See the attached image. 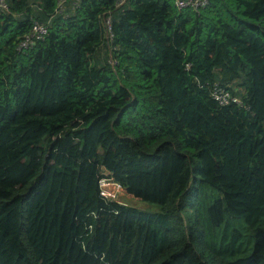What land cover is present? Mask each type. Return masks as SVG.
Wrapping results in <instances>:
<instances>
[{
    "label": "trees",
    "instance_id": "16d2710c",
    "mask_svg": "<svg viewBox=\"0 0 264 264\" xmlns=\"http://www.w3.org/2000/svg\"><path fill=\"white\" fill-rule=\"evenodd\" d=\"M6 1L0 264H264V0Z\"/></svg>",
    "mask_w": 264,
    "mask_h": 264
},
{
    "label": "built area",
    "instance_id": "2783aa9c",
    "mask_svg": "<svg viewBox=\"0 0 264 264\" xmlns=\"http://www.w3.org/2000/svg\"><path fill=\"white\" fill-rule=\"evenodd\" d=\"M68 1H71L74 4V6H77L78 2H80L81 0H59L57 7L55 9V13H62L64 11L65 4ZM126 1L127 0H117V6L118 7L122 6L123 4H125ZM209 2L210 0H176V6L179 9L193 8L195 11H199L201 8L205 7ZM0 10L2 11L8 10V3L6 0H0ZM111 22H112L111 17L110 16L107 17L106 28H107L108 38L112 37ZM48 28H49L48 23H39V22L34 23L30 31L26 34L25 38H23V40L20 42L19 48L26 49L33 46L36 43V41L42 39L45 36V34L48 31ZM213 97L221 105H227L231 102L239 101L235 96H232L229 91L222 88L216 89L213 92ZM100 181L102 182L108 181V183L112 182L113 184L116 185L119 184L118 182H117L118 184L116 183V181L113 179V177H111V175L107 171L103 173V176L101 177ZM100 188H101L100 189L101 196L106 199V197L103 194L102 187Z\"/></svg>",
    "mask_w": 264,
    "mask_h": 264
},
{
    "label": "rangeland",
    "instance_id": "374dc122",
    "mask_svg": "<svg viewBox=\"0 0 264 264\" xmlns=\"http://www.w3.org/2000/svg\"><path fill=\"white\" fill-rule=\"evenodd\" d=\"M118 185L113 184L112 182L108 183V181H100V187H102L103 194L108 202H116L118 204H129L134 206L143 205V203L138 198L130 194L122 185Z\"/></svg>",
    "mask_w": 264,
    "mask_h": 264
}]
</instances>
